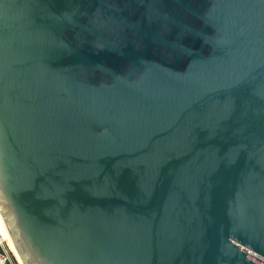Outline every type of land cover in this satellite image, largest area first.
Listing matches in <instances>:
<instances>
[{
	"label": "water",
	"instance_id": "obj_1",
	"mask_svg": "<svg viewBox=\"0 0 264 264\" xmlns=\"http://www.w3.org/2000/svg\"><path fill=\"white\" fill-rule=\"evenodd\" d=\"M0 217L23 264H264V0H0Z\"/></svg>",
	"mask_w": 264,
	"mask_h": 264
},
{
	"label": "bare ground",
	"instance_id": "obj_2",
	"mask_svg": "<svg viewBox=\"0 0 264 264\" xmlns=\"http://www.w3.org/2000/svg\"><path fill=\"white\" fill-rule=\"evenodd\" d=\"M0 243L4 245L6 249L12 254L17 264H23L1 217H0Z\"/></svg>",
	"mask_w": 264,
	"mask_h": 264
},
{
	"label": "built area",
	"instance_id": "obj_3",
	"mask_svg": "<svg viewBox=\"0 0 264 264\" xmlns=\"http://www.w3.org/2000/svg\"><path fill=\"white\" fill-rule=\"evenodd\" d=\"M0 264H15L7 249L0 243Z\"/></svg>",
	"mask_w": 264,
	"mask_h": 264
},
{
	"label": "rangeland",
	"instance_id": "obj_4",
	"mask_svg": "<svg viewBox=\"0 0 264 264\" xmlns=\"http://www.w3.org/2000/svg\"><path fill=\"white\" fill-rule=\"evenodd\" d=\"M4 246V245H3ZM5 247V246H4ZM6 248V247H5ZM8 251V250H7ZM9 252V251H8ZM9 254L11 255L13 261L15 262V264H17V262L15 261L14 257L12 256V254L9 252Z\"/></svg>",
	"mask_w": 264,
	"mask_h": 264
}]
</instances>
